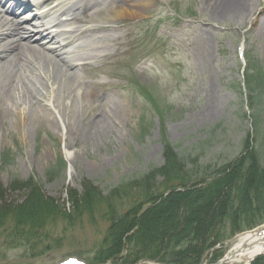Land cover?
<instances>
[{"label": "rangeland", "instance_id": "1", "mask_svg": "<svg viewBox=\"0 0 264 264\" xmlns=\"http://www.w3.org/2000/svg\"><path fill=\"white\" fill-rule=\"evenodd\" d=\"M122 1L130 0H105L91 23L97 33L102 32L100 22L106 23L104 33L110 35L105 38L108 50H100L90 67L79 70V93L83 88L91 92L62 99V107L69 108L86 102L80 121L52 112L49 93L44 115L36 119L0 117V190H5L0 201H21L23 191L11 187L12 181L31 177L62 202L68 189H79L84 180L107 191L161 166L165 137L179 154L198 156L211 177L251 148L264 158V86L252 94L260 101L258 123L247 89L248 80L264 74V0H240L238 7L239 0H147L139 17L113 18ZM244 52L250 61L247 73ZM107 106L115 111L108 131L98 136L88 128L97 109ZM58 155L66 167L48 178ZM107 227L99 216L85 215L73 224L58 219L31 250L13 246L3 231L0 264H54L72 257L97 264L94 255ZM241 227L247 229L245 223ZM235 243L225 238L200 264L218 262Z\"/></svg>", "mask_w": 264, "mask_h": 264}, {"label": "trees", "instance_id": "2", "mask_svg": "<svg viewBox=\"0 0 264 264\" xmlns=\"http://www.w3.org/2000/svg\"><path fill=\"white\" fill-rule=\"evenodd\" d=\"M263 86L264 74L247 82L257 123L260 101L252 94ZM163 146L161 166L107 191L84 180L79 189H68L66 202L47 195L34 177L15 179L11 187H20L24 196L18 202L1 198L0 233L7 232L13 246L31 250L58 219L73 224L85 215L99 216L108 227L94 255L97 264H200L216 244L244 231L242 223L250 229L264 222V158L258 149L245 151L211 177L198 156L179 154L166 137ZM65 167L58 155L48 178L58 177ZM252 264H264V256Z\"/></svg>", "mask_w": 264, "mask_h": 264}, {"label": "bare ground", "instance_id": "3", "mask_svg": "<svg viewBox=\"0 0 264 264\" xmlns=\"http://www.w3.org/2000/svg\"><path fill=\"white\" fill-rule=\"evenodd\" d=\"M24 1L0 0V117L13 114L23 122L36 119L44 115L43 106L50 95L54 103L48 106L52 112L70 114V118L80 121L86 102L69 108L62 107V99L83 97L91 92L83 88L79 93L82 84L78 73L99 58L100 50L110 47L105 41L110 36L104 33L107 24L100 22L102 32L98 33L91 24L102 13L99 7L105 0H47L53 1V7L40 12L37 10L42 0H30L34 9L27 15L23 12L29 3ZM145 1H122L114 8L112 17H139V7ZM235 5L238 7L240 0ZM92 6H97L96 10L89 13ZM55 13L64 18L58 22ZM54 27L60 32H51ZM91 110L96 109L91 106ZM97 110L98 117L88 129L100 136L108 131L109 117L115 108ZM233 249L237 252L234 263L249 262L264 249V230L240 235Z\"/></svg>", "mask_w": 264, "mask_h": 264}, {"label": "water", "instance_id": "4", "mask_svg": "<svg viewBox=\"0 0 264 264\" xmlns=\"http://www.w3.org/2000/svg\"><path fill=\"white\" fill-rule=\"evenodd\" d=\"M234 257V255H229L227 257H225L222 261L216 263V264H221L222 262H227V261H230L232 258Z\"/></svg>", "mask_w": 264, "mask_h": 264}]
</instances>
